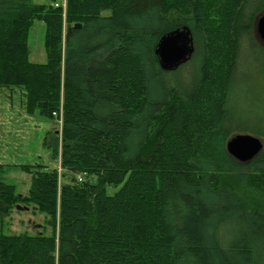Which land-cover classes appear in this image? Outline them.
I'll return each instance as SVG.
<instances>
[{
    "label": "trees",
    "instance_id": "16d2710c",
    "mask_svg": "<svg viewBox=\"0 0 264 264\" xmlns=\"http://www.w3.org/2000/svg\"><path fill=\"white\" fill-rule=\"evenodd\" d=\"M67 1L64 15L0 0V87L24 89L30 116L62 110L45 144L83 176L20 166L32 179L18 195L0 165V264H264V208L235 190H264V149L248 163L226 150L238 134L264 140V0ZM37 21L44 63L29 59ZM177 33L190 56L165 70L157 47ZM29 206L50 234L7 235Z\"/></svg>",
    "mask_w": 264,
    "mask_h": 264
},
{
    "label": "rangeland",
    "instance_id": "374dc122",
    "mask_svg": "<svg viewBox=\"0 0 264 264\" xmlns=\"http://www.w3.org/2000/svg\"><path fill=\"white\" fill-rule=\"evenodd\" d=\"M33 2L38 5L46 6L52 4V0H33ZM66 11L67 8L63 12L64 15L66 14ZM260 18L258 19V21L260 20ZM45 33L46 24L41 21L35 22L30 32L28 40L29 59L33 63H44L46 61V54L44 49ZM184 36H186L188 40V45L190 47V40L188 34H184ZM257 37L260 40V43L263 44L264 41L260 39L258 33ZM161 67L165 69L162 64ZM22 91H24V89H22ZM0 103V129L3 130L5 133L9 132V130L11 129V137L9 138L10 140H13V142H15L16 149L19 151L23 149L26 150V161L22 164H28L26 166L33 167L40 166V168L44 166L51 167V163H49V161L47 160V155L49 153H51L52 155V149L45 144V138L48 136L49 133L52 132L53 133L51 135L53 137L56 136V133L58 131V123L46 119L37 113L35 114L36 118H34L32 122H30L29 126L26 129V132H23L21 136H17L12 130L16 127V123L23 121V116L21 113L22 107L20 105L19 98H15L14 105H11L4 95H0ZM52 160V167L60 169L58 160L54 158H52ZM11 166L15 167L14 165ZM20 166L25 165H16V168H18L16 170H8L10 166H6L7 171L5 172V182L9 184H15L18 188V195H27L30 190L32 177L30 174L24 173L22 170H20ZM62 175L63 176L60 178V182L63 185H71L76 179H79L77 175H74L68 171H63ZM90 180L95 184H97L98 182L96 177H91ZM235 190L242 194L243 200L247 203V206L250 209H258V205L264 208V199L261 197L264 196V190H260V188H256L253 186H239L238 184L235 186ZM115 192L116 189L108 188V193L110 195H113ZM9 228V231L5 230V233L7 235H18L20 233L38 235L45 233V230L46 234H50L52 227L50 222H46L45 215L37 213L36 209L33 206H29L28 209L14 208L11 211ZM211 228L212 227L210 225L208 229V234H210Z\"/></svg>",
    "mask_w": 264,
    "mask_h": 264
},
{
    "label": "water",
    "instance_id": "95a60500",
    "mask_svg": "<svg viewBox=\"0 0 264 264\" xmlns=\"http://www.w3.org/2000/svg\"><path fill=\"white\" fill-rule=\"evenodd\" d=\"M81 28V25H75ZM257 33L264 41V15L257 24ZM70 31V29H69ZM184 33L164 37L159 43L157 54L162 66L167 69L179 67L190 56V47ZM264 149V141L251 134H238L230 139L226 145L227 153L239 163L252 161Z\"/></svg>",
    "mask_w": 264,
    "mask_h": 264
},
{
    "label": "crops",
    "instance_id": "0c3cea01",
    "mask_svg": "<svg viewBox=\"0 0 264 264\" xmlns=\"http://www.w3.org/2000/svg\"><path fill=\"white\" fill-rule=\"evenodd\" d=\"M0 95H4L6 99L10 102L11 105H14L15 98H19L20 105L22 107L21 113L23 116V121H20L19 123H16V127L12 130L17 136H21L23 132H26L27 127L29 126L30 122L34 118H36V115H28L25 108L26 103V93L25 91H22L20 88H11V87H0ZM1 104V103H0ZM9 132H4L0 129V165L10 166L8 170H16V165H28V164H22L25 163L26 159V150L23 149L21 151L17 150L15 147V142L13 140H10L9 137H11ZM8 138V139H7ZM23 154V155H22ZM52 155L49 153L47 155V160L49 163H51V167L53 165ZM14 165L15 167L11 166ZM7 170V167H6Z\"/></svg>",
    "mask_w": 264,
    "mask_h": 264
},
{
    "label": "built area",
    "instance_id": "2783aa9c",
    "mask_svg": "<svg viewBox=\"0 0 264 264\" xmlns=\"http://www.w3.org/2000/svg\"><path fill=\"white\" fill-rule=\"evenodd\" d=\"M54 7L65 11L67 8V0H54ZM54 115L57 116L56 113ZM58 117H59L60 123H62V113L58 115Z\"/></svg>",
    "mask_w": 264,
    "mask_h": 264
}]
</instances>
